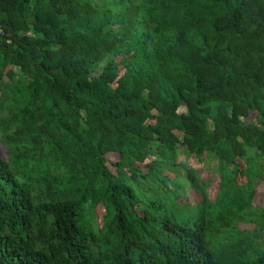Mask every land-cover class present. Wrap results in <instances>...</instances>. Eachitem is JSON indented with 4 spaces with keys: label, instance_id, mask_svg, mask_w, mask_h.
I'll return each instance as SVG.
<instances>
[{
    "label": "trees",
    "instance_id": "1",
    "mask_svg": "<svg viewBox=\"0 0 264 264\" xmlns=\"http://www.w3.org/2000/svg\"><path fill=\"white\" fill-rule=\"evenodd\" d=\"M0 141V264H264V0H0Z\"/></svg>",
    "mask_w": 264,
    "mask_h": 264
},
{
    "label": "rangeland",
    "instance_id": "2",
    "mask_svg": "<svg viewBox=\"0 0 264 264\" xmlns=\"http://www.w3.org/2000/svg\"><path fill=\"white\" fill-rule=\"evenodd\" d=\"M184 110H185V108H182L181 112H183ZM249 119L256 120L257 119L256 113H253L251 118H249ZM0 153L3 154L6 157L5 146L1 143V141H0ZM109 160L111 162H114V161H116V158L113 157V156H110ZM199 166L202 168V170L199 169L200 172H201V175H202V179L203 180H208L210 175L213 173V171H212V166L213 165H211V164H209L207 162H202V163H199ZM259 182H260V185L257 188V195H256L254 203L256 205L264 206V179L260 180ZM208 192H209V195H210L211 199L214 200L216 195H217L216 183H211L210 184ZM184 196H186L188 200H192V201H195V202L199 201L197 196L196 197L192 196V193H191L190 189H188L185 192ZM104 213H105V209L100 206L98 208V214H99V219L101 221L103 219ZM241 227L245 228V229H250V228H252V225H243V224H241Z\"/></svg>",
    "mask_w": 264,
    "mask_h": 264
}]
</instances>
